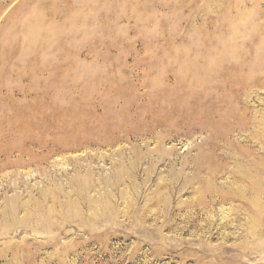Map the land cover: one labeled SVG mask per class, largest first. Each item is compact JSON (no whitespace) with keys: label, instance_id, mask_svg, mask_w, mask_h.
Masks as SVG:
<instances>
[{"label":"rangeland","instance_id":"374dc122","mask_svg":"<svg viewBox=\"0 0 264 264\" xmlns=\"http://www.w3.org/2000/svg\"><path fill=\"white\" fill-rule=\"evenodd\" d=\"M0 62V264H264V0H0Z\"/></svg>","mask_w":264,"mask_h":264},{"label":"bare ground","instance_id":"6f19581e","mask_svg":"<svg viewBox=\"0 0 264 264\" xmlns=\"http://www.w3.org/2000/svg\"><path fill=\"white\" fill-rule=\"evenodd\" d=\"M8 54H9V53H8ZM7 56H8V55H7ZM10 57H11V56H10ZM3 59H4V58H3ZM5 59H6V58H5ZM11 60H12V59H11ZM1 61H2V60H1ZM3 61H5V60H3ZM3 61H2V62H3ZM2 62H0V63H2ZM1 66H2V64H1ZM0 69H2V68H0ZM4 71H7V70L4 69ZM4 71H3V72H4ZM9 72L11 73L12 71H9ZM12 73H13V72H12ZM32 94H33V93H32ZM28 99H29V98H28ZM31 100H33V99L31 98ZM6 101H7V100H6ZM6 101H5V102H6ZM21 108H22V107H21ZM19 109H20V108H19ZM35 112H36V109H35V107H34L33 104H32L31 107H30V113L34 115ZM18 113H19V112H18ZM31 117H32V116H31Z\"/></svg>","mask_w":264,"mask_h":264}]
</instances>
